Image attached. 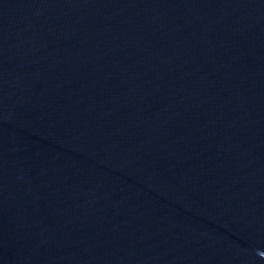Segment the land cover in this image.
<instances>
[{"label":"water","instance_id":"1","mask_svg":"<svg viewBox=\"0 0 264 264\" xmlns=\"http://www.w3.org/2000/svg\"><path fill=\"white\" fill-rule=\"evenodd\" d=\"M0 264H264V0H0Z\"/></svg>","mask_w":264,"mask_h":264}]
</instances>
